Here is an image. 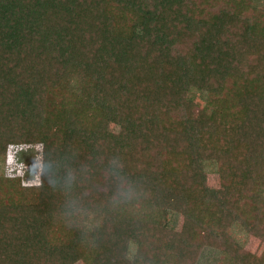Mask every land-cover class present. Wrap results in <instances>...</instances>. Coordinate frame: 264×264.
<instances>
[{
    "label": "trees",
    "instance_id": "16d2710c",
    "mask_svg": "<svg viewBox=\"0 0 264 264\" xmlns=\"http://www.w3.org/2000/svg\"><path fill=\"white\" fill-rule=\"evenodd\" d=\"M257 2L0 0V158L42 147L38 198L0 174V264H264L231 234L264 243Z\"/></svg>",
    "mask_w": 264,
    "mask_h": 264
},
{
    "label": "rangeland",
    "instance_id": "374dc122",
    "mask_svg": "<svg viewBox=\"0 0 264 264\" xmlns=\"http://www.w3.org/2000/svg\"><path fill=\"white\" fill-rule=\"evenodd\" d=\"M257 5L264 7V0H258ZM83 77V73L76 76L73 82V88L76 90L80 84ZM206 94H203L198 89H193L190 93V98L198 104L200 107L205 104ZM104 128L110 130H116L113 124L104 123ZM213 165L207 164L208 170V182L210 186L218 188L220 186V180L218 174L213 171ZM42 170V147H25V146H15L10 152L7 153L6 158H0V174L7 173L9 175L19 174L25 179V182L30 186V191L35 198H38L39 191L37 186L40 185V173ZM214 172V173H213ZM173 218V217H172ZM181 218L173 219L172 224L174 227L179 229L181 227ZM232 236L241 243L242 246L247 248L249 251L260 254L263 251L264 243L260 242L259 239L250 236L245 233L239 225H235L231 229ZM135 251V246L132 244L130 246L129 255L132 256ZM220 251L214 249L210 246H200L197 249V263L198 264H217L220 258ZM92 259L90 256L86 255L77 264H91Z\"/></svg>",
    "mask_w": 264,
    "mask_h": 264
},
{
    "label": "clouds",
    "instance_id": "9594fccd",
    "mask_svg": "<svg viewBox=\"0 0 264 264\" xmlns=\"http://www.w3.org/2000/svg\"><path fill=\"white\" fill-rule=\"evenodd\" d=\"M113 175H116V172L114 170H113ZM73 179H74V177L69 176L68 180L66 181V184L70 186ZM118 194L120 196H127L128 192H127V190L120 188Z\"/></svg>",
    "mask_w": 264,
    "mask_h": 264
}]
</instances>
